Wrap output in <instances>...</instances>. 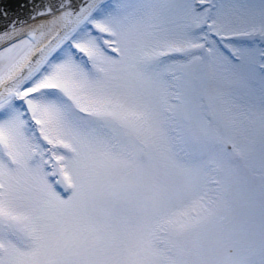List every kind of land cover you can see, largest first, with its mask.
<instances>
[{"label":"snow or ice","instance_id":"1","mask_svg":"<svg viewBox=\"0 0 264 264\" xmlns=\"http://www.w3.org/2000/svg\"><path fill=\"white\" fill-rule=\"evenodd\" d=\"M0 0V264H264V0Z\"/></svg>","mask_w":264,"mask_h":264},{"label":"water","instance_id":"2","mask_svg":"<svg viewBox=\"0 0 264 264\" xmlns=\"http://www.w3.org/2000/svg\"><path fill=\"white\" fill-rule=\"evenodd\" d=\"M5 3H10L15 12H21L22 13V10L17 7V4L23 5L24 0H5Z\"/></svg>","mask_w":264,"mask_h":264}]
</instances>
